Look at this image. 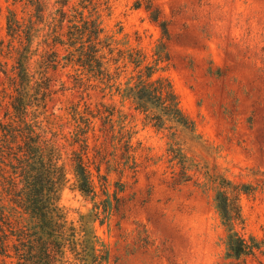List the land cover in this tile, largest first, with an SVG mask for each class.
<instances>
[{"label": "rangeland", "instance_id": "1", "mask_svg": "<svg viewBox=\"0 0 264 264\" xmlns=\"http://www.w3.org/2000/svg\"><path fill=\"white\" fill-rule=\"evenodd\" d=\"M11 2L0 0V41L6 39L8 11L21 15V5ZM110 6L101 19L106 33L120 42V49L143 50L149 62L165 41L160 23L167 24L170 61L158 76L172 82L206 148L186 153L187 167L196 165L186 181L183 165L168 152V133L149 125L130 101L108 97L106 103L126 115L134 148L129 164L139 167L137 173L125 168L127 153L95 120V131L88 135L90 157L93 162L96 158L92 169L96 176L95 167H100L106 177H95L96 201L108 194L115 205V195L120 201L119 210L104 224L93 223V230L109 249L110 264H237L227 258V232L215 202L217 185L202 163L213 173L257 187L241 198L245 223L238 230L246 239L264 241V0H110ZM156 11L158 22L151 18ZM132 71L130 67L120 83ZM86 101L80 109L87 104L96 110L100 100ZM72 103H80L76 91L54 101L52 111L64 115L61 109ZM70 129L66 126L65 132ZM68 170L70 183L61 206L68 221L77 224L94 202L74 188ZM246 262L264 264V255Z\"/></svg>", "mask_w": 264, "mask_h": 264}, {"label": "trees", "instance_id": "2", "mask_svg": "<svg viewBox=\"0 0 264 264\" xmlns=\"http://www.w3.org/2000/svg\"><path fill=\"white\" fill-rule=\"evenodd\" d=\"M10 1L22 10L21 15L8 11L6 39L0 41V264H110L109 249L100 243L93 223L104 224L119 210L120 200L115 195V205L108 194L96 201L95 177H106L100 167H95L96 176L92 169L96 158L93 162L90 157L88 135L95 131V120L127 153L125 168L137 173L139 165L129 164L134 148L126 115L105 100L121 96L149 125L166 131L168 152L183 165L186 181L196 166L187 167L186 153L206 148L172 82L158 76L170 61L167 24L160 23L165 41L149 62L143 50L120 49V42L106 33L101 19L111 11L110 0ZM151 18L158 22V12ZM130 67L131 76L120 83ZM70 91L78 92L80 103L61 109L64 115L55 114L51 104ZM98 98L96 110L78 106ZM66 126L71 128L68 133ZM202 164L217 185L215 202L227 232V258L246 264L264 255V241L246 239L238 230L245 223L241 198L257 187ZM68 168L74 188L94 202L77 224L68 221L61 206L70 183Z\"/></svg>", "mask_w": 264, "mask_h": 264}]
</instances>
